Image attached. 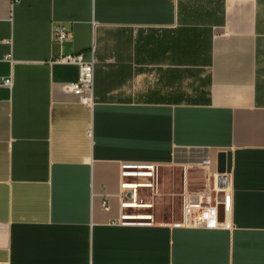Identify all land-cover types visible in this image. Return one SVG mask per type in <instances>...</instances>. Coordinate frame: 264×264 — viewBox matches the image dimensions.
<instances>
[{
    "label": "crops",
    "instance_id": "0c3cea01",
    "mask_svg": "<svg viewBox=\"0 0 264 264\" xmlns=\"http://www.w3.org/2000/svg\"><path fill=\"white\" fill-rule=\"evenodd\" d=\"M145 164L185 168V194L226 174L220 226L121 224ZM0 264H264V0H0Z\"/></svg>",
    "mask_w": 264,
    "mask_h": 264
},
{
    "label": "built area",
    "instance_id": "2783aa9c",
    "mask_svg": "<svg viewBox=\"0 0 264 264\" xmlns=\"http://www.w3.org/2000/svg\"><path fill=\"white\" fill-rule=\"evenodd\" d=\"M68 30L62 25L54 27L51 35L52 43L60 45L68 40ZM60 62L73 64L77 68V78L75 81L64 85V90L73 94L79 103L92 106L93 104V80H94V60H84L83 54H69L59 59ZM4 87L10 88L12 86V79L7 78L2 82ZM201 166L207 168L210 161L203 159ZM121 178L124 181L121 183L120 189L122 191L119 195L121 203L120 208L123 210H133L138 206L139 190L150 189L151 195L148 197L150 203L143 208L150 209L151 202L154 197V189L157 186L158 167L154 164L145 165H123ZM226 174H216L214 176V197H211L207 192L185 194L182 199L181 214L178 222L174 223V227L185 228H205L215 229L220 226L218 218V207L224 204V200H219V194H225L226 188H218V185H226ZM124 225L136 224L134 220L149 219L150 216H135L125 214L121 217ZM133 221V222H131ZM137 224H142L138 221Z\"/></svg>",
    "mask_w": 264,
    "mask_h": 264
},
{
    "label": "rangeland",
    "instance_id": "374dc122",
    "mask_svg": "<svg viewBox=\"0 0 264 264\" xmlns=\"http://www.w3.org/2000/svg\"><path fill=\"white\" fill-rule=\"evenodd\" d=\"M202 163V162H201ZM201 163L194 164L193 166H187V174L191 180L194 174L201 173L204 168L201 166ZM185 168H179L177 171L172 172L169 169L159 170V179L164 177V183L161 182V186H155L154 197L150 205V209L146 208H136L128 212L129 215L135 216H150L152 220L159 222H173L180 217L181 214V205L182 199L185 195L183 187V176ZM175 175V177H174ZM174 177V178H173ZM161 180H159L160 183ZM158 182V179H157ZM192 182V181H189ZM201 181H195L194 185H201ZM158 187V190H157ZM214 197L215 193H211ZM151 195L150 189L139 190L138 201L136 204L147 205L150 203L148 197Z\"/></svg>",
    "mask_w": 264,
    "mask_h": 264
},
{
    "label": "water",
    "instance_id": "95a60500",
    "mask_svg": "<svg viewBox=\"0 0 264 264\" xmlns=\"http://www.w3.org/2000/svg\"><path fill=\"white\" fill-rule=\"evenodd\" d=\"M217 172L218 173H223L224 172L223 164H222L221 160L219 161ZM219 188H223V186H219ZM220 196H221V194L218 195V199L219 200H221ZM222 210H223V206L219 205V207H218V218H219V215L221 214ZM219 221H220V219H219Z\"/></svg>",
    "mask_w": 264,
    "mask_h": 264
},
{
    "label": "bare ground",
    "instance_id": "6f19581e",
    "mask_svg": "<svg viewBox=\"0 0 264 264\" xmlns=\"http://www.w3.org/2000/svg\"><path fill=\"white\" fill-rule=\"evenodd\" d=\"M227 185H228V184H227V180H226V185L220 183V184L218 185V188H219V186H223V188H226V189H227ZM137 205H138V204H137ZM135 207L143 208L144 206H140V205H138V206H135Z\"/></svg>",
    "mask_w": 264,
    "mask_h": 264
}]
</instances>
